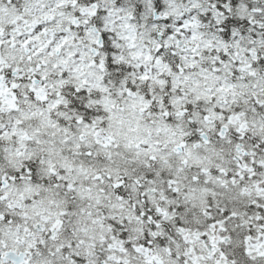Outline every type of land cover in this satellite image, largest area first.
Wrapping results in <instances>:
<instances>
[{
    "label": "snow or ice",
    "instance_id": "1",
    "mask_svg": "<svg viewBox=\"0 0 264 264\" xmlns=\"http://www.w3.org/2000/svg\"><path fill=\"white\" fill-rule=\"evenodd\" d=\"M0 264H264V0H0Z\"/></svg>",
    "mask_w": 264,
    "mask_h": 264
}]
</instances>
